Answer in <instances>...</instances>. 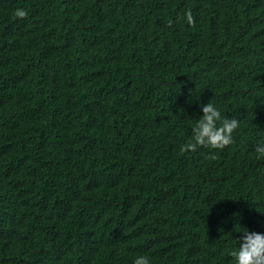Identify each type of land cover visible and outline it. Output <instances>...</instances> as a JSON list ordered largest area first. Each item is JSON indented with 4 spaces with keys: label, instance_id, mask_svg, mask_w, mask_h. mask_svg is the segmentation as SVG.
Wrapping results in <instances>:
<instances>
[{
    "label": "trees",
    "instance_id": "trees-1",
    "mask_svg": "<svg viewBox=\"0 0 264 264\" xmlns=\"http://www.w3.org/2000/svg\"><path fill=\"white\" fill-rule=\"evenodd\" d=\"M208 102L233 143L182 147ZM258 143L264 0H0V264H231Z\"/></svg>",
    "mask_w": 264,
    "mask_h": 264
},
{
    "label": "clouds",
    "instance_id": "clouds-1",
    "mask_svg": "<svg viewBox=\"0 0 264 264\" xmlns=\"http://www.w3.org/2000/svg\"><path fill=\"white\" fill-rule=\"evenodd\" d=\"M15 15L24 17L26 12L17 9ZM185 15L188 23H191V12H186ZM199 107L202 114L191 128V142L182 147L191 150L198 148L220 150L231 145L234 133L239 128V119L223 115L218 104L214 102L200 104ZM252 153L256 160H264V143L253 145ZM233 231L240 233V236L238 238L232 236L231 239L228 252L231 264H264V232L250 231L241 227L239 223L234 226ZM133 264H150V259L147 255L138 254Z\"/></svg>",
    "mask_w": 264,
    "mask_h": 264
}]
</instances>
